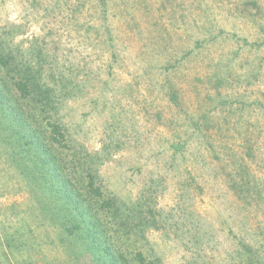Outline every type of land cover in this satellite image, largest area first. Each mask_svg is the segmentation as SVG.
I'll list each match as a JSON object with an SVG mask.
<instances>
[{"label":"rangeland","instance_id":"rangeland-1","mask_svg":"<svg viewBox=\"0 0 264 264\" xmlns=\"http://www.w3.org/2000/svg\"><path fill=\"white\" fill-rule=\"evenodd\" d=\"M0 30L66 76L57 116L132 228L102 231L117 264H264V0H0ZM8 159L0 264H110L59 240Z\"/></svg>","mask_w":264,"mask_h":264},{"label":"trees","instance_id":"trees-1","mask_svg":"<svg viewBox=\"0 0 264 264\" xmlns=\"http://www.w3.org/2000/svg\"><path fill=\"white\" fill-rule=\"evenodd\" d=\"M3 35L0 30V149L7 150L8 161H15L30 183L37 199L34 213L59 228L61 242L73 245L89 238L110 264H117L111 238L102 231L107 224L127 238L132 228L116 199L102 189L87 154L69 140L57 116L60 92L55 87L65 83L66 76L46 74L43 68L36 70L24 62L23 66L9 52ZM132 258L134 264H160L141 251Z\"/></svg>","mask_w":264,"mask_h":264}]
</instances>
